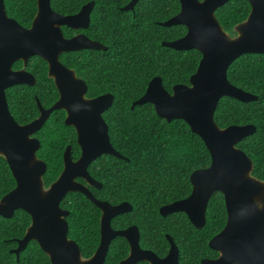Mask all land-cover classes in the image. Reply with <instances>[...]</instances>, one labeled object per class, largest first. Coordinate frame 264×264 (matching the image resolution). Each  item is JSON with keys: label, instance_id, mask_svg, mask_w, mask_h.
<instances>
[{"label": "water", "instance_id": "1", "mask_svg": "<svg viewBox=\"0 0 264 264\" xmlns=\"http://www.w3.org/2000/svg\"><path fill=\"white\" fill-rule=\"evenodd\" d=\"M138 0H130L120 9L132 11ZM179 12L159 23L170 27L183 25L186 32L178 39L162 41L161 46L176 51L196 49L201 54L198 66L190 75L188 84H174L171 92L154 76L135 105L149 103L157 116L170 122L179 119L204 143L210 164L193 171L189 176L192 186L189 196L160 208V214L184 212L197 228L205 224L207 203L214 192L222 194L227 221L225 226L208 242L218 252L212 260L202 264H264V180L252 176L251 159L236 145L252 135L254 124L229 125L221 128L214 121L218 101L230 97L240 102H254L257 97L232 85L227 70L239 56L264 53V0H246L250 11L245 20L234 25L231 36L223 29L215 11L229 0H178ZM92 2L86 3L75 15L55 12L50 0H37V10L29 27L21 26L10 18L0 0V156L14 177L15 187L0 198V216L11 218L21 209L30 217L23 237L17 241L13 253H19L34 240L48 256L51 264H103L109 244L116 236L129 243L128 256L118 264H178L177 250L171 243L169 254L158 258L152 251L141 250L138 231L132 226L113 230L110 220L131 206L121 203L112 206L94 198L86 186L75 181L84 178L87 184L100 187L87 173L88 164L101 154L121 157L110 145L108 127L102 112L111 106V94L86 98V85L66 68L59 55L77 49L107 50L102 43L83 35L63 36L61 27L86 28ZM32 56L46 61L47 75L54 82L59 98L44 109L37 101L40 116L26 125L17 124L8 111L5 90L15 85H33L35 78L24 67ZM15 61L23 68L13 70ZM57 109L66 113L65 124L75 129L80 156L70 157V146L63 153V169L47 187L43 174L46 164L37 158L40 142L30 135L38 130L47 116ZM71 191L85 195L102 212L101 240L94 254L84 259L78 245L67 237V210L60 207L64 196ZM169 239V237H168Z\"/></svg>", "mask_w": 264, "mask_h": 264}, {"label": "trees", "instance_id": "2", "mask_svg": "<svg viewBox=\"0 0 264 264\" xmlns=\"http://www.w3.org/2000/svg\"><path fill=\"white\" fill-rule=\"evenodd\" d=\"M87 1L50 0V5L55 12L68 14L76 12ZM129 1L95 0L88 33L96 37L100 33V42L107 50L59 55L64 65L86 80L89 95L108 91L114 94L113 104L103 116L111 145L127 160L103 155L91 163L90 172L103 183L102 189L94 190V194L111 203L128 199L134 204L131 213L112 220L114 227L137 224L141 242L157 254L165 251L164 232L180 237L181 264H200L202 255L213 253L207 246L208 239L225 224L221 193L216 192L211 197L201 230L193 229L180 213L160 216L158 208L189 194V176L210 164L209 153L184 121L167 122L156 115L149 103L133 108L131 105L142 96L154 76L161 78L168 92L174 84H188L201 54L196 49L176 51L161 46L162 41L178 39L186 32L183 25L164 27L159 24L179 12L178 0H138L132 11L121 10ZM4 4L8 16L24 27L30 25L36 12V0H4ZM249 10L245 0H229L215 11V16L223 29L233 35L234 25L245 20ZM21 67V61L13 64L14 69ZM47 68L46 61L40 57H30L25 69L34 75L36 84L6 89L10 112L18 122L30 121L38 114L35 96L43 106L57 100L58 93L47 77ZM227 79L232 85L255 94L257 100L244 103L222 97L215 109L214 121L221 128L255 125V132L242 139L237 147L253 162L252 176L264 180V55L239 56L229 66ZM63 119L62 110L53 112L35 134L41 143L37 156L47 164L43 177L46 186L58 176L67 144L72 145L74 152L78 149L74 129L66 126ZM14 186L8 165L0 156V198ZM61 206L69 211L68 236L78 243L82 255L88 257L98 244V209L75 192L67 194ZM29 223V215L22 210H16L9 219L0 217V264H51L33 240L18 259L10 251L17 245L14 239L24 234ZM127 251L126 241L116 237L109 245L104 264H116Z\"/></svg>", "mask_w": 264, "mask_h": 264}, {"label": "flooded vegetation", "instance_id": "3", "mask_svg": "<svg viewBox=\"0 0 264 264\" xmlns=\"http://www.w3.org/2000/svg\"><path fill=\"white\" fill-rule=\"evenodd\" d=\"M4 1V0H3ZM246 1V0H245ZM89 2H92L93 3V6H92V8H91V10H90V12H89V22H88V26L86 27V28H77V29H73V28H69V27H67V26H62L61 27V30H62V33H63V36L65 37V38H67V39H69V38H72V37H74V36H77V35H83V36H85L87 39H89V40H92V41H96V42H99V43H101L100 42V33H98V35H97V37L96 36H92V35H90L89 33H88V31H89V28H90V23H91V18H92V12H93V10H94V8H95V0H88L87 2H85V3H83L82 5H80V7H79V9L76 11V12H72V13H68V14H64V15H75V14H77L79 11H80V9L82 8V6H84L86 3H89ZM247 2V1H246ZM248 3V2H247ZM249 4V3H248ZM5 5V4H4ZM249 6H250V4H249ZM6 10V9H5ZM36 10H37V0H36ZM250 11V10H249ZM7 13V12H6ZM36 13V12H35ZM58 13V12H57ZM35 15V14H34ZM10 17V16H9ZM34 17V16H33ZM11 18V17H10ZM13 19V18H12ZM15 20V19H14ZM17 21V20H16ZM32 22V21H31ZM30 25H31V23H30ZM29 25V26H30ZM22 26V25H21ZM28 26V27H29ZM24 27V26H23ZM64 30L65 31H67V33L65 34V32H64ZM234 33V32H233ZM231 35V34H230ZM235 35V33L233 34V35H231V36H234ZM104 46H106V45H104ZM108 48V47H107ZM87 51V50H90V49H77V50H74V51H69V52H64V53H69V54H71V53H78L79 51ZM94 51H100V50H94ZM250 55V54H252V55H264V53H261V54H255V53H247V54H243V55ZM242 56V55H241ZM239 58V57H238ZM60 60V59H59ZM15 62H17V61H15ZM14 62V63H15ZM28 62V61H27ZM61 62V61H60ZM13 63V64H14ZM62 63V62H61ZM233 63V62H232ZM231 63V64H232ZM63 64V63H62ZM230 64V65H231ZM64 65V64H63ZM66 68H68V69H72L74 72H75V75H76V78L77 79H79V80H82L84 83H85V85H86V91H85V97L86 98H89V99H91V98H96V97H98V96H100V95H105V94H111L112 96H113V101H114V94L112 93V92H100V93H96V94H94V95H89L88 94V90H89V86H88V83L86 82V80L84 79V78H82L81 76H79L77 73H76V71L73 69V68H71V67H68V66H66V65H64ZM21 68H23V64H22V67ZM21 68H18V69H14L13 68V65H12V69L13 70H19V69H21ZM229 68V67H228ZM24 69H25V67H24ZM26 70V69H25ZM47 70H48V68H47ZM27 71V70H26ZM28 72V71H27ZM28 73H30V72H28ZM31 74V73H30ZM33 75V74H32ZM34 76V75H33ZM47 77H48V75H47ZM35 78V77H34ZM49 78V77H48ZM49 79H51V78H49ZM35 80H36V78H35ZM52 80V79H51ZM53 81V80H52ZM36 84V81H35V83L33 84V85H26V86H34ZM53 84H54V82H53ZM16 86V85H15ZM55 86V85H54ZM13 87V86H12ZM236 87V86H235ZM11 88V87H10ZM56 88V87H55ZM238 88V87H237ZM8 89V88H7ZM241 89V88H240ZM57 90V89H56ZM57 93H58V91H57ZM250 93V92H249ZM251 94H253V93H251ZM253 95H255V94H253ZM5 96H6V90H5ZM256 96V95H255ZM257 97V96H256ZM58 98H59V94H58ZM57 98V99H58ZM7 101V100H6ZM35 101H36V106H37V111H38V114L33 118V119H31L30 121H26V122H24V123H20V122H18L14 117H13V115H12V113L10 112V109H9V106H8V111H9V113H10V115L12 116V118H13V120L17 123V124H19V125H26V124H29L30 122H32V121H34V120H36L39 116H40V111H39V108H38V105H37V101L40 103V101L38 100V98L35 96ZM57 101V100H56ZM55 101V102H56ZM113 101H112V104H113ZM54 102V103H55ZM53 103V104H54ZM245 103V102H244ZM53 104H51V105H49V106H43L41 103H40V105H41V107L42 108H44V109H49ZM112 104H111V106H112ZM7 105H8V103H7ZM110 106V107H111ZM110 107H108V108H110ZM107 108V109H108ZM106 109V110H107ZM57 110H62V109H57ZM57 110H53L48 116H47V118H46V120L44 121V123L50 118V116L52 115V113L53 112H55V111H57ZM106 110H104L103 112H102V118H103V120L105 121V123H106V120H105V118H104V112L106 111ZM63 112H64V119H63V121L65 120V117H66V113H65V111L64 110H62ZM22 116H24L23 115V113L21 114ZM44 123L41 125V127L44 125ZM64 124H65V122H64ZM66 125V124H65ZM106 125H107V123H106ZM66 126H68V125H66ZM40 127V128H41ZM72 127V126H71ZM107 127H108V125H107ZM40 128L38 129V130H36V131H34L31 135H30V137H32V138H36V139H38L39 140V138L38 137H36L35 136V134L40 130ZM73 128V127H72ZM74 129V128H73ZM74 132H75V129H74ZM75 134H76V132H75ZM108 136H109V133H108ZM109 141H110V137H109ZM39 142H40V140H39ZM75 142H76V144H77V136H76V139H75ZM239 143V142H238ZM237 143V144H238ZM110 145H111V143H110ZM40 146H41V143H40ZM68 146H70V157H71V159L73 160V161H76L78 158H79V156H80V147H79V145L77 144V146H78V149H77V151H73V147H72V145L71 144H67V146L65 147V149L63 150V153H64V151L66 150V148L68 147ZM112 146V145H111ZM237 146V145H236ZM113 147V146H112ZM114 148V147H113ZM39 149H40V147H39ZM38 149V150H39ZM38 150H37V152H38ZM115 150V149H114ZM116 151V150H115ZM37 152H36V156H37ZM118 152V151H117ZM63 153H62V168H61V170L63 169ZM120 154V153H119ZM74 155H76V157L74 156ZM110 156V157H115V158H117V159H124V160H127V158L125 157V156H123V155H121V157H116V156H112V155H110V154H106V153H104V154H101V155H99L98 157H96L94 160H96V159H98L100 156ZM3 158V157H2ZM37 158L38 159H40L41 161H43L45 164H46V162L44 161V160H42L41 158H39L38 156H37ZM4 159V158H3ZM5 160V159H4ZM94 160H92L89 164H88V166H87V173L89 174V176L93 179V180H95L96 181V183L97 184H99L100 185V187H94V186H90V185H88L87 184V181L84 179V178H80V177H77L76 179H75V181L76 182H78V183H80V184H82L83 186H86L87 188H88V190L90 191V193L94 196V198L95 199H97V200H99V201H105V202H107V203H109L110 205H112V206H117V205H119V204H121V203H128L130 206H131V209H129V210H127V211H125V212H123V213H120V214H118V215H115L111 220H110V227L113 229V230H126L127 228H129V227H132V226H134V227H136V229H137V231H138V245H139V247H140V249L141 250H149V251H152L158 258H165L168 254H169V252H170V249H171V243L173 244V246L176 248V250H177V255H178V264H181V255H182V244H181V241H180V237H174V236H172L170 233H168V232H164L163 233V237H164V240H165V244L163 245V247H164V249H165V251L163 252V253H159V254H157L154 250H152V249H150V248H148V247H146V245H145V243H144V241L143 242H141V231H140V229H139V227H138V225L137 224H134V223H132V224H129V225H127V226H125V227H122V228H116V227H114L113 225H112V220L114 219V218H116V217H118V216H122V215H125V214H128V213H131L132 211H133V209H134V204L130 201V200H128V199H123V200H121L120 202H117V203H111V202H109L108 200H104V199H102V198H99V197H97V196H95V194H94V190H101L102 189V187H103V183H102V181L101 180H98L97 178H96V176H94L91 172H90V170H89V167H90V165H91V163L94 161ZM6 162V161H5ZM253 163V162H252ZM7 164V163H6ZM8 165V164H7ZM9 168V167H8ZM10 170V169H9ZM46 170H47V164H46ZM61 170H60V172H61ZM252 171H253V169H252ZM11 172V171H10ZM60 172H59V174H60ZM45 173H46V171H45ZM45 173L43 174V177H44V175H45ZM12 174V173H11ZM58 174V175H59ZM13 176V175H12ZM255 177V176H254ZM14 178V177H13ZM57 178V177H56ZM55 178V179H56ZM54 179V180H55ZM54 180H52L51 182H53ZM260 180V179H259ZM15 181V180H14ZM263 181V180H262ZM43 182H44V186L45 187H47L51 182H49V184L46 186L45 185V181H44V178H43ZM15 187V186H14ZM191 189H192V186H191ZM11 191V190H10ZM72 192H75V193H79V194H82V193H80V192H76V191H71V192H68L67 194H69V193H72ZM190 192H191V190H190ZM190 192H189V194H190ZM8 193V192H7ZM214 193H216V192H214ZM214 193H212V195H211V197L213 196V194ZM66 194V195H67ZM189 194L187 195V196H185L184 198H181V199H179V200H182V199H185V198H187L188 196H189ZM65 195V196H66ZM83 195V194H82ZM222 195V194H221ZM64 196V197H65ZM83 196H85V195H83ZM86 197V196H85ZM211 197H210V199H209V201H208V203L210 202V200H211ZM223 197V196H222ZM87 198V197H86ZM126 198H128V197H126ZM88 199V198H87ZM89 200V199H88ZM62 201V200H61ZM90 201V200H89ZM175 201H178V200H175ZM91 202V201H90ZM173 202V201H172ZM223 202H224V198H223ZM92 203V202H91ZM169 203H171V202H169ZM169 203H166V204H163V205H161V206H159V208H158V213L160 214V208L161 207H163V206H165V205H167V204H169ZM208 203H207V207H208ZM93 204V203H92ZM94 205V204H93ZM97 209H98V211H99V213H100V215H99V228H98V244H97V247L99 246V244H100V240H101V224H100V218H101V214H102V212H101V210L96 206V205H94ZM60 207L62 208V206H61V202H60ZM207 207H206V211H207ZM224 207H225V202H224ZM63 210H67V209H64V208H62ZM17 210H21V209H17ZM16 211V210H15ZM23 211V210H22ZM68 211V210H67ZM206 211H205V223H206ZM15 213V212H14ZM26 213V212H25ZM68 213H69V211H68ZM173 213H180V214H182L183 215V217H186V219H187V221H188V223L193 227V229H195V230H201L203 227H204V225H203V227H201V228H197V227H195L194 225H193V223L189 220V218L187 217V215L184 213V212H182V211H178V212H172V213H169V214H166V215H161L160 214V216H162V217H166L167 215H170V214H173ZM225 213H226V207H225ZM69 215V214H68ZM67 215V216H68ZM66 216V217H67ZM1 218H4V217H2V216H0ZM66 217H65V219H66ZM5 219H7V218H5ZM66 221H67V219H66ZM226 221H227V213H226V217H225V224H226ZM30 224V223H29ZM67 224H68V222H67ZM225 224H224V226H225ZM29 226V225H28ZM27 226V227H28ZM223 226V227H224ZM26 227V228H27ZM26 230V229H25ZM222 230V229H221ZM24 233H25V231H24ZM218 233V232H217ZM216 233V234H217ZM216 234H214V235H216ZM24 235V234H23ZM23 235L20 237V238H15L14 240L16 241V244H17V241L18 240H20L22 237H23ZM213 235V236H214ZM212 236V237H213ZM67 237L69 238V239H71V240H73L77 245H78V243L73 239V238H70L69 236H68V231H67ZM116 237H121L122 239H124L125 241H126V243H127V249H128V251H127V254H126V256L125 257H123L122 259H120L116 264H118L121 260H123V259H125L127 256H128V254H129V251H130V247H129V243H128V241L126 240V238L125 237H123V236H116ZM116 237H114L112 240H114ZM168 237H169V239H168ZM211 237V238H212ZM211 238H209L208 239V241H207V246H208V242H209V240L211 239ZM111 240V241H112ZM32 241V240H31ZM34 241V240H33ZM30 242V241H29ZM28 242V243H29ZM37 243V242H36ZM111 243V242H110ZM28 245V244H27ZM110 245V244H109ZM16 247H17V245H16ZM15 247V248H16ZM27 247V246H26ZM25 247V248H26ZM78 247H79V245H78ZM97 247L95 248V250L97 249ZM15 248H12L10 251L13 253V249H15ZM109 248V247H108ZM208 248L210 249V251L211 252H213V253H209V252H206L204 255H202L200 258H199V263L200 264H202V260H204V259H206V260H212V259H215L216 257H218V252H216L215 250H213V249H211L209 246H208ZM79 250H80V247H79ZM95 250L93 251V253L92 254H90L88 257H84L83 255H82V253H81V250H80V253H81V255H82V258H84V259H87V258H89V257H91L93 254H94V252H95ZM22 252V251H21ZM107 252H108V250H107ZM20 254V253H19ZM106 255H107V253H106ZM47 256V255H46ZM19 257V256H18ZM48 257V256H47ZM105 258H106V256H105ZM105 258H104V261H103V264H104V262H105ZM192 260V259H191ZM50 261V260H49ZM139 262H145L146 264H149L147 261H138V262H136L135 264H137V263H139Z\"/></svg>", "mask_w": 264, "mask_h": 264}]
</instances>
